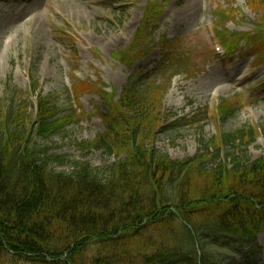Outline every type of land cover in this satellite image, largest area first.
<instances>
[{
    "label": "trees",
    "instance_id": "trees-1",
    "mask_svg": "<svg viewBox=\"0 0 264 264\" xmlns=\"http://www.w3.org/2000/svg\"><path fill=\"white\" fill-rule=\"evenodd\" d=\"M262 37L264 18L253 36L259 56ZM161 46L166 53L175 47L168 40ZM141 50L140 58L151 52ZM135 82L118 101L99 93L107 103L105 133L82 143L115 160L106 169L77 162L57 172L52 165L65 166V158L40 142L65 136L78 124L76 114H62L54 96L37 98L36 116L28 113V97L7 100L0 114V264H219L208 238L244 248L264 232V161L251 162L246 153L257 134L250 127L224 132L202 139L194 158L172 160L153 142L147 147L169 119L163 92L144 78ZM93 86L75 89L99 92ZM219 112L225 124L238 109L224 101ZM221 144L229 171L218 162Z\"/></svg>",
    "mask_w": 264,
    "mask_h": 264
},
{
    "label": "rangeland",
    "instance_id": "rangeland-1",
    "mask_svg": "<svg viewBox=\"0 0 264 264\" xmlns=\"http://www.w3.org/2000/svg\"><path fill=\"white\" fill-rule=\"evenodd\" d=\"M148 1L165 6L151 29L155 41L163 37L180 40L190 56L196 58L194 74H180L170 83H165L161 75H154L162 59L160 48L130 69L115 58L126 51L133 58L140 51L144 37L138 31L146 19L147 0H0V114L6 111L7 100L20 102L29 96L28 113L36 115L39 95L44 98L57 95L59 105L64 104L61 110L67 109L64 90L82 82L94 85L95 90L115 92L114 96L119 99L136 72L138 75L150 73L158 86L168 88L161 108L166 116H172L169 121L164 119L161 127L147 137V147L153 142L160 153L173 160L191 159L200 146L198 126L190 127L181 121L174 127V120H190L203 112L206 119L202 131L207 140L212 139L219 127L218 118L216 121L214 118L221 102L226 101L234 108L240 102L243 107L221 126L223 132L244 126L260 128L264 124V68L256 69L253 58L235 54L231 58L232 65L240 68L238 76L226 83L225 70L210 58L214 50L210 27L221 32L217 18L220 9L240 13L225 25L229 33L239 34L254 29L259 11L250 9L247 0ZM33 16L35 21L31 24L29 20ZM220 78L225 81L220 82ZM34 81H38L36 91L32 89ZM90 90L86 88L84 92ZM93 93H85L78 99L76 107L81 119L78 126L68 128L65 136L40 142L51 154L65 158V166L52 165L57 172H69L77 162L103 169L115 163L102 152L82 147V143L104 133L101 115L106 113V103ZM248 155L253 161L264 158V136L249 147ZM257 246L260 251L247 248L242 253L227 255L224 247L212 243L211 253L220 264H264L263 234L258 236ZM245 254L248 260L242 261Z\"/></svg>",
    "mask_w": 264,
    "mask_h": 264
},
{
    "label": "bare ground",
    "instance_id": "bare-ground-1",
    "mask_svg": "<svg viewBox=\"0 0 264 264\" xmlns=\"http://www.w3.org/2000/svg\"><path fill=\"white\" fill-rule=\"evenodd\" d=\"M34 21H35V18L34 17H32V19H31V24H33L34 23ZM37 23V22H36ZM36 23H35V25H34V28H37V26H36ZM221 79V78H220ZM222 81V79L220 80V82ZM214 83H218V81H215Z\"/></svg>",
    "mask_w": 264,
    "mask_h": 264
}]
</instances>
